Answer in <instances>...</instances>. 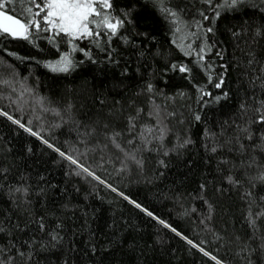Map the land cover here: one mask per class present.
<instances>
[{
  "label": "snow or ice",
  "instance_id": "6c2138e0",
  "mask_svg": "<svg viewBox=\"0 0 264 264\" xmlns=\"http://www.w3.org/2000/svg\"><path fill=\"white\" fill-rule=\"evenodd\" d=\"M246 9L260 13L259 25L218 23ZM141 13L159 28L142 30ZM226 34L237 41L231 54L240 69L236 91L226 87L232 64L224 45L230 41L218 38ZM261 40L264 0H0V42L25 41L38 54L55 58L19 55L3 43L0 51L54 74L71 75L85 62L111 66L119 69L112 89L121 93L120 99L97 98L98 111L81 112L71 99L38 95L14 63L0 60V118L14 126L13 139L26 134L39 142L37 148L26 139L17 148L0 136V204L5 206L0 208V264H121L118 253L134 257V264H148L150 254L167 246L161 232L198 256L193 264H264ZM176 75L183 83L175 82ZM223 105L230 108L227 118L209 126L205 110ZM201 124V132H193ZM198 143L205 166L215 161L213 180L204 174L193 196L184 175L161 193L162 200L181 208L191 199L206 206L192 221L190 236L128 189L157 186L173 167L191 171L195 161L188 154ZM49 165L64 169L69 179L63 187L49 178ZM210 190L239 194L250 231H229L227 224L217 228L219 201ZM105 204L108 217L101 226ZM196 212L192 208L184 215ZM136 218L153 227L147 238ZM176 251L169 248V255Z\"/></svg>",
  "mask_w": 264,
  "mask_h": 264
},
{
  "label": "trees",
  "instance_id": "16d2710c",
  "mask_svg": "<svg viewBox=\"0 0 264 264\" xmlns=\"http://www.w3.org/2000/svg\"><path fill=\"white\" fill-rule=\"evenodd\" d=\"M141 15L144 17V19L140 22L142 30H157L159 28V24L153 20L151 16H148L146 13H141ZM248 20H253L256 25H259L261 23V15L258 12H254L252 9H246L245 12L239 14V16L233 17L229 15L226 18H222V20L218 23L221 27L230 25L239 28ZM244 35L245 38H247V33ZM218 38L230 41L229 44L224 45V47L227 48L226 60L232 64V67L228 70V76L226 77V87L236 91L239 87L238 76L240 75V69H238L233 63L231 54L236 51L234 45L237 41L235 38H231L230 35L227 34ZM0 43L7 44L10 51H17L19 55H36L38 59L55 58L52 55L45 56L43 54H38L37 50L25 41H5ZM260 43L261 45H264V40H261ZM43 46L45 45L42 44V47ZM240 47H244L242 42L240 43ZM52 51L55 52L54 49H52ZM75 55L77 59H83L82 54L76 53ZM0 60H4L8 63H14L21 76L29 77L28 82L35 86L38 95L53 99H60L61 97L71 99L76 103L77 108H79L81 112L100 110L101 105L97 102V98H121L120 90L113 91L112 89L113 81L119 75V69L113 70L111 66L104 68L102 65H91L88 62H85V64L81 68L77 69L76 72L71 75H64L51 73L42 66H37L34 61H16L14 58L8 57L7 54L2 51H0ZM2 74L3 69L0 68V75ZM175 82L178 85L183 83L180 80L179 75L175 76ZM159 86L163 87V84L160 83ZM130 88L132 91L136 90L135 86L131 84ZM167 90L172 91L171 88ZM106 110L107 109H105V111ZM205 111L207 112L209 126H214L217 121L227 118L230 108L227 105H223L217 106L213 111H208L207 109ZM49 119H51V117H49ZM203 127V124L198 125L193 129V132L199 134ZM12 128H14V126H11L10 123L5 122L3 118H0V136L7 137L9 140H12L13 145L17 148L19 145L23 144L26 139H31L36 144L37 148H39V142L35 141L34 138H27L26 134H21L13 139L14 134L11 131ZM58 135L61 140L66 138V135L64 134ZM194 138L196 137L194 136ZM188 155L191 160L195 161V165L191 171H189L188 168L177 169L176 167H173L168 172V178L163 183H159L157 186L132 184L128 190L136 198L145 201L149 206H153L158 211L162 212L165 218H168L170 222L174 223V225L179 228L184 229L188 235L192 236L194 235L192 230L194 225L192 224V221L196 220V216L200 212L206 210V206H204L199 200L191 199L184 201L183 208H181L170 199L162 200L161 196V193L167 194L168 187L171 186L173 180L178 177L182 178L184 175L189 177L187 181V189L189 192L193 193V196H195V192H193V190L197 188L198 182L204 174L208 173V180H213L216 175L215 161H213L209 167L205 166L202 162V158L206 159V157L204 150L200 147L199 143ZM29 163H32V161H29ZM49 167L51 168L49 175L51 181L53 183H58L63 187L65 181L69 179L64 176V169L53 167L51 165H49ZM216 183L217 186H219L220 182L218 179L216 180ZM224 187H228L226 182L224 183ZM69 190L71 193V184H69ZM209 195H211L214 200L219 201L216 206L215 214V224L217 228H222L227 224L229 231H236L240 233L250 231V229L246 228L244 221V216L246 215L244 202L240 199L239 194L235 190H232L231 192L226 191L223 196H220L219 194L213 195L210 190ZM75 200H82V195L75 197ZM159 200H162V203L159 202ZM90 203L95 204L97 207L100 206L98 201H90ZM2 207L5 206L0 204V208ZM103 207L104 211L101 213L99 220L101 226L108 217V205L105 204ZM192 208H196L197 212L192 214L190 217L185 216L184 212L187 211L191 213ZM133 216L135 217L134 212ZM135 222L140 226L146 238L154 231L153 227L143 218H136ZM199 231V229H195V232ZM161 235L164 236L167 246L164 247L163 250H158L155 253L150 254L148 257V264H193L194 259H199L198 256L193 257L191 254L186 252L185 248L187 246L178 238H173L172 234L169 233L168 235H164V233L161 232ZM200 235L201 238H203V233ZM169 248H175L177 250L175 256L169 255ZM116 259L119 260L121 264H134L135 258H130L118 253Z\"/></svg>",
  "mask_w": 264,
  "mask_h": 264
}]
</instances>
